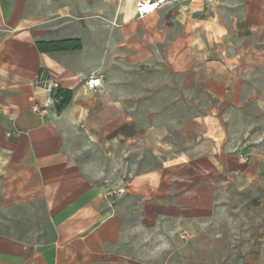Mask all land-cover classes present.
Wrapping results in <instances>:
<instances>
[{
	"label": "crops",
	"instance_id": "crops-1",
	"mask_svg": "<svg viewBox=\"0 0 264 264\" xmlns=\"http://www.w3.org/2000/svg\"><path fill=\"white\" fill-rule=\"evenodd\" d=\"M138 1L0 0V264L221 256L224 189L251 188L264 165V0H155L142 19ZM63 39L82 48H36ZM158 80L207 99L174 153L166 126L139 116ZM56 87L74 93L59 113ZM142 153L157 165L109 183Z\"/></svg>",
	"mask_w": 264,
	"mask_h": 264
},
{
	"label": "rangeland",
	"instance_id": "rangeland-1",
	"mask_svg": "<svg viewBox=\"0 0 264 264\" xmlns=\"http://www.w3.org/2000/svg\"><path fill=\"white\" fill-rule=\"evenodd\" d=\"M195 93L194 90L187 88L185 92L182 91L181 95L179 88L174 83L169 90L165 91L162 87V81L158 80L155 90V105L150 107V113L140 112L139 114L146 123L149 119L150 123H155L157 126H166L169 138L174 141L171 149L173 153L179 149L182 142L179 135V124L185 119L202 115L200 110L202 107L204 108V105H207V99L205 97H197ZM249 158L246 153L237 151L235 160L238 164L245 166L249 163ZM131 164L133 166L139 165V169L144 170L148 169L149 166L157 165V161L150 155L142 153L138 159L123 164L124 177L111 176L108 178L109 183L115 185V181H118L119 187L123 186L129 180L127 171L130 169L132 171ZM133 170L138 171L135 167ZM116 172L119 173V169H115V167H113V170H109V173L112 174ZM261 172L259 180L247 190L237 191V188L229 184L225 187L226 200H229L233 206L231 210L233 215L228 225L229 236H222L220 245L223 248V252L221 256L205 264H232L233 259H235V264H250L247 260H252V255H258L263 252L264 165ZM120 182H123V185ZM232 251H234V257L231 256ZM228 252L230 255H228ZM163 259L162 257L159 258L157 264H162ZM181 259L177 256H172L170 259L171 264H192L191 262H183L184 258ZM253 261L257 262L258 260L256 258Z\"/></svg>",
	"mask_w": 264,
	"mask_h": 264
},
{
	"label": "trees",
	"instance_id": "trees-1",
	"mask_svg": "<svg viewBox=\"0 0 264 264\" xmlns=\"http://www.w3.org/2000/svg\"><path fill=\"white\" fill-rule=\"evenodd\" d=\"M36 48L41 53H55L79 51L82 48L80 39H63L49 42L38 41ZM73 90L62 89L60 87L51 90V97L55 102V110L57 113L66 108L73 99Z\"/></svg>",
	"mask_w": 264,
	"mask_h": 264
},
{
	"label": "built area",
	"instance_id": "built-area-1",
	"mask_svg": "<svg viewBox=\"0 0 264 264\" xmlns=\"http://www.w3.org/2000/svg\"><path fill=\"white\" fill-rule=\"evenodd\" d=\"M147 4V5H146ZM156 8V4L149 3L148 0H139L135 4V15L138 19L144 18ZM86 86L90 89H95L99 86L97 80L89 78L85 82Z\"/></svg>",
	"mask_w": 264,
	"mask_h": 264
},
{
	"label": "bare ground",
	"instance_id": "bare-ground-1",
	"mask_svg": "<svg viewBox=\"0 0 264 264\" xmlns=\"http://www.w3.org/2000/svg\"><path fill=\"white\" fill-rule=\"evenodd\" d=\"M155 0H148L149 3H153ZM147 5V4H146Z\"/></svg>",
	"mask_w": 264,
	"mask_h": 264
}]
</instances>
